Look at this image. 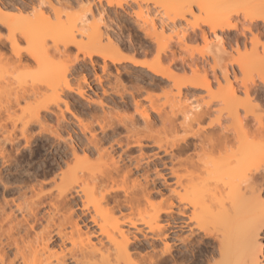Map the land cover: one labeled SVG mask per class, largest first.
Here are the masks:
<instances>
[{"label": "bare ground", "instance_id": "1", "mask_svg": "<svg viewBox=\"0 0 264 264\" xmlns=\"http://www.w3.org/2000/svg\"><path fill=\"white\" fill-rule=\"evenodd\" d=\"M22 3L23 0H0V18L6 20L13 29L20 22L9 13L23 11L20 7ZM87 11L90 12L91 9ZM153 11L154 9L145 7V13L148 14ZM191 12L190 7L189 14ZM228 12L227 8L220 7L217 17L227 15ZM104 13L106 12L101 11L99 14L105 15ZM126 15L132 19L131 14L127 13ZM181 16L184 15H180L177 21H181ZM108 17L107 21L109 20L110 23L111 20ZM217 17L204 18L197 22L208 24L210 26L209 33H211V25L213 24L223 28L217 22ZM134 18V24L142 35L146 39H152V33L139 23L140 18L137 16ZM110 24L107 25L106 22L105 31L101 33L97 24L90 26L86 18L82 17L78 25L74 23L69 27L67 33L54 36V44L58 49L55 56L63 54L59 51L61 48L66 53L67 49L75 47L81 57L74 58L73 67L79 65L80 69L90 71L91 75L84 76L82 81L74 86L70 85L67 72L61 73L54 60L46 59V53L42 49L41 65L39 66L42 67L46 75L50 74L52 78L50 80L45 79L42 84H36L32 89L33 97L38 95L36 90L42 86L47 87L51 93L42 106V110L43 108L48 109L44 112L48 121L45 127H49L51 121L56 120L57 132H59L60 127H63L65 131L71 128L72 131L69 132V135L73 141L80 143L82 138L89 140V143L97 150V155L101 160H104L105 157L114 158L119 162L126 163L130 170L132 168H135L136 171L143 169V175L146 178H148V169H151L152 187L155 189L153 194H161L167 185L172 183L173 179L171 175H165V173H172L174 169L179 168L176 161L180 160V157L176 156L173 160L170 153L178 151L181 140L184 141L185 147H188L187 141L194 139L198 133V125L197 128H193V124L196 122V118L207 110L208 104H219L220 115H223L226 111L230 112L236 104L241 103V99L233 96L231 92V82L237 80V71L233 70L232 65L230 68L224 65L222 75L227 85L225 93L207 96L202 95V93L183 95L182 90L190 89L205 92L207 89L208 78L204 71L205 68H199L197 65L193 68L195 63L190 61V59L193 60L192 54L186 58L173 51V58L170 61V67L178 63L179 69L175 71H182L183 74H185L187 67L193 74L190 80L185 75H183L182 80L177 79L173 74L169 75L170 68L160 69L162 68L160 67L161 61H156L155 65L140 62V66L137 67L136 64L131 63L133 58L121 56L122 45L125 43L119 44L122 41L121 37H123L122 28L117 24L118 34L113 40L111 36L107 35ZM85 29L88 31L85 32ZM130 36L128 35L127 44L124 46L134 49L135 46ZM77 37L84 38L86 42L78 43ZM189 38L194 39L195 32L189 33L188 29L184 31L175 48L180 51L187 49L186 44L181 43V41L186 42ZM105 40L107 41L106 44ZM115 42L116 44L113 46ZM204 44L207 54L205 56V53L203 55L202 52L199 54V58L206 60L205 57L208 59L211 57L213 63L208 66L209 69L219 67L216 62V57L221 55L218 46L214 45L211 40ZM80 45H82L83 50ZM112 47L114 50L109 52ZM237 54H239V50H237ZM258 55L256 54L254 62L251 60L250 64L254 68L256 67L260 74L261 66ZM95 58L100 59L101 65L94 62L93 59ZM238 63L236 68L239 71H244L246 66ZM246 64L248 61L244 65ZM116 65H131L133 68L143 69L155 77L172 82L174 90L177 91L173 98L181 99L184 97L188 104H180L179 110L173 106L175 113L172 112L171 108L168 112L172 113L169 114L167 110L165 112L164 108L163 111L160 109L161 107L159 108L149 101V97L146 96L148 99L144 98L142 93L120 92L117 90V84L120 83L119 70L121 69H115V76L109 74L113 77L112 81L108 80L110 76H107L110 67ZM96 66L99 67L102 75L99 76V73H96ZM8 67L16 70L13 67ZM123 71L126 72L125 69ZM106 77H109L107 79L109 82L105 80L106 83H104ZM84 81H89L87 87L84 86ZM91 87L94 90L91 91L90 95H86L85 90L91 89ZM24 97L25 94L22 92L20 98ZM61 104H63V108L60 107ZM85 104L88 105L89 123H82L72 112L73 108H80L84 111ZM92 109H98V113ZM66 112L76 119L75 124L67 119ZM93 120L95 124L91 122ZM137 120L140 123H137ZM157 120L160 121L161 128L154 129L153 125ZM173 120L181 121V133L191 132L193 135L186 136L176 133L175 126H170ZM113 121L120 122L124 127V132L117 133L112 127ZM257 121H259V117H257ZM94 126L100 127L99 134L92 132L91 129ZM169 133L173 135H169ZM6 136L8 133L0 129V156L14 147L10 143H5ZM100 136L108 142L105 147H102L103 141L96 142ZM173 136L180 138L175 140ZM129 141H131L130 147H128ZM169 143L172 144L170 149L167 147ZM191 147L195 150V143ZM258 149V143H249L242 132L236 137L235 146H229L225 157V167H227V162L235 159L242 160L249 153L258 152ZM129 152L132 155L128 156ZM162 152L164 153L163 156L161 155ZM113 153L117 155L113 157ZM124 156L128 157L126 161ZM90 160L91 157L86 154L85 158L78 164L79 171L76 168L69 172L60 169L59 176L55 172L49 175L51 168H59V163L43 167L39 161L31 164L25 161L21 168H11L8 171L0 169V189H2L0 190V254L6 255L4 249L7 247L9 250H13L14 254L19 253L21 260L27 261L28 264H69V262L71 264H139V261L142 260L156 259L157 245L160 243L158 237L161 231L156 225V220L161 215L169 216L172 213L167 209L161 213L160 208L153 207L151 210L143 212L139 208L135 211L131 208L127 211L121 209L117 215L110 207L103 204L98 206L96 199L90 195L92 186L84 179L89 172ZM45 177L48 181H58L57 187L64 186L69 190L79 183L80 191L71 198H65L62 206L60 200L54 201L49 198L50 189ZM197 179L201 178L197 177ZM157 182H159V186H157ZM226 186L227 191L225 190ZM236 190H238L237 186L231 177L226 172L220 173L215 169H209L198 189L200 193L198 203L201 213L206 215L214 211L216 215V220L211 225L212 232L210 235L212 239L210 243L204 245L206 251L201 254L202 258H210L215 264H245L249 258L247 227L249 209L242 199L233 198L231 193ZM65 197H67V193H65ZM166 222L170 226L176 224L175 219ZM150 227H156V232L146 231ZM177 256L181 259L185 256L179 245L173 253V258Z\"/></svg>", "mask_w": 264, "mask_h": 264}, {"label": "snow or ice", "instance_id": "2", "mask_svg": "<svg viewBox=\"0 0 264 264\" xmlns=\"http://www.w3.org/2000/svg\"><path fill=\"white\" fill-rule=\"evenodd\" d=\"M169 2L183 8L191 7V14L181 16V21L185 19L193 21L194 16L199 17L203 6L195 0ZM145 3L150 9L161 7L160 3L153 4L152 0H23L20 5L23 11L15 12V18L20 22L15 29L0 18V67L10 66L16 69L8 81L11 87L0 88V129L8 133L5 143L14 145L0 156V169L8 171L11 168H21L25 161L30 164L39 161L43 167L59 163V168L53 167L49 171V175L55 172L59 176L60 169L69 172L76 168L79 171V162L86 154L90 156L89 172L84 179L92 186L90 195L96 199L98 206L103 204L110 207L117 215L121 209L127 211L131 208L135 211L139 208L143 212L153 207L160 208L161 213L165 209L172 213L169 216L161 215L156 220V225L161 229L156 259L142 260L139 264H215L210 258H202L201 254L206 251L204 245L210 243L212 239L211 225L215 222L216 215L214 211L206 215L201 213L198 189L209 169H215L220 173L226 172L238 189L231 195L234 199H242L249 209L247 222L249 258L245 264H264V0H208L213 6L229 10L227 15L217 17V22L223 28L213 24L209 33L208 24L194 22L189 26V33L194 31L195 38L186 41L192 47L183 49V52L192 51V59L195 61L197 60L195 50L202 49L204 43L211 40L221 53L216 57L219 67L211 69L207 67L209 63H213L211 57L205 61L204 71L208 84L202 95H212L219 89L227 87L222 75L226 63H232L233 70H237L235 65L238 61L242 62V58L249 57L254 62L256 54H259L261 73L253 74L252 79L245 80L244 83L239 79L231 82L232 95L239 97L241 103L236 104L230 112L226 111L220 115V105L209 103L207 110L196 118L193 128H197L198 125V133L194 139L187 141L188 147H185L184 141L181 140L178 151L170 153L173 160L176 156L180 157V160L176 161L179 168L174 169L172 173H165L171 175L173 179L161 194H153L155 189L152 187L151 169H148L146 178L143 169L130 170L126 163L114 158L105 157L101 160L89 140L82 138L80 143L73 141L69 135L71 128L65 131L60 127L57 132L56 120H52L51 125L45 127L48 121L44 112L48 109L42 110V106L51 93L44 86L36 90L38 95L35 98L32 92L36 84H42L45 79L52 78L39 66L41 50L46 53L47 60H54L61 73L70 70L72 75L69 79H72L80 70L79 65L73 67L74 58L80 56V53L75 47L67 49L66 53L61 48L59 51L63 54L55 56L58 49L54 44V36L68 32L71 18L81 15L90 26L97 24L99 31L103 33L107 16L115 19L114 12L123 16L125 11L132 12L133 9L139 11ZM88 9L91 11H87ZM101 11H106L107 16L100 15ZM87 31L88 29H85V32ZM104 42L107 43L106 40ZM181 43L185 41L182 40ZM144 48L148 50L150 60L168 64L173 58L175 45L153 47L151 43H144ZM131 63L140 66L139 60H133ZM195 67L196 64H193V68ZM237 71L239 75V70ZM131 72L133 76L138 74L136 69H131ZM126 82L129 88L135 91L133 79L126 78ZM88 83L89 81H84V86L87 87ZM22 92L25 94L24 98H20ZM141 95L143 96V93ZM60 107L63 108V104ZM84 109L82 111L80 108H73L72 112L82 123H89L87 104L84 105ZM92 111L98 113V109ZM66 116L73 124L77 122L71 114L66 112ZM91 122L95 124L94 120ZM137 123H140L139 120ZM170 126H175L176 133L180 135H193L191 132L181 133L180 120H173ZM112 127L117 133L124 132V127L118 121H113ZM160 127L161 123L157 120L153 128ZM91 130L97 134L101 131L98 126L92 127ZM242 132L249 143H258V152L249 153L242 160L229 161L225 167L229 146H235L236 137ZM179 138L173 136L175 140ZM100 141H103L102 147L108 143L102 136L96 142ZM193 143L196 146L195 150L191 147ZM130 146L131 141L128 142V147ZM167 147L170 149L172 144L169 143ZM124 150L126 151V148ZM163 154L162 152L161 155ZM116 155L113 153V157ZM130 155L131 152L128 153V156ZM127 158L124 156L125 161ZM45 181L50 189L49 198L54 201L60 200L62 206L65 198H71L80 191L79 183L69 190L64 186L57 187L58 181H48L47 177ZM225 190L227 191V186ZM173 219L176 224L170 226L166 221ZM156 230V227L146 229L153 233ZM178 245L185 253L183 259L178 256L173 258ZM4 252L7 254H0V264H28L27 261L21 260L19 253L14 254V251L7 247Z\"/></svg>", "mask_w": 264, "mask_h": 264}, {"label": "rangeland", "instance_id": "3", "mask_svg": "<svg viewBox=\"0 0 264 264\" xmlns=\"http://www.w3.org/2000/svg\"><path fill=\"white\" fill-rule=\"evenodd\" d=\"M195 2L201 3V4H203V6L200 9V16L199 17L194 16L193 21H188L187 19H185L184 21H177V19L180 15L186 16V14H189L190 7L183 8V7L178 6L175 3H170L169 0H152L153 4L160 3L161 7L158 9L154 8V7L151 8V9H154V11L152 13H148V14L145 13V7H149L147 3H145L143 8H141L139 11H137L136 9H133L132 12L125 11L123 16H120L114 12L113 15H115V17H116L115 19H113L111 16L108 17L111 20V22H110L111 24L109 23V20H108L107 25L110 24V27H108V29H107V33H108L107 35L111 36V38L113 40L115 38V36L118 34V31H117V24H118V26H120L122 28V31H123L122 32L123 37H121L122 41L119 44H122L123 42H125L124 44H127L126 39H128V35L129 36L132 35L130 37H131L133 45L135 46L133 49L131 47L124 46V44H123L121 56L125 57V58H133L134 60H139L140 62H143L147 65H153L154 63L156 64V61L154 62L148 58V55H147L148 50L146 48H144V43H151L153 45V47H163V46L168 47V46H172L173 44L176 46L177 43L179 42V40L181 39V36L184 33V31L188 30L189 26L192 25L194 22H197L198 20L204 19V18H216L217 17V15H218L217 13L220 10V7L213 6V5L209 4L208 0H195ZM127 13H129V15L130 14L132 15V19L126 15ZM9 14L15 16V12L9 13ZM104 14L107 16V13H104ZM135 16L140 18L139 23H141V25H144L146 30H148L150 33H152V39H146L142 35V33L138 30L136 24H134L135 18L133 19V17H135ZM81 18H82L81 15L73 16L71 18V21H70V26L74 23H76L78 25ZM126 36H127V38H125ZM77 42L83 44L86 42V40H84V38H78L77 37ZM115 44H116V42L113 43V46ZM185 44H186L187 49H191L192 46L190 44H188L186 42H185ZM80 48L81 49L83 48L82 45H80ZM113 50H114V47H112L109 52H112ZM174 51L181 54V56H185L186 58H188L187 56H189L191 54L193 57L192 51L183 52V51H180L178 48H175ZM202 52H203V55L205 53V56H206L207 49L205 47V44L203 45L202 49L197 48L195 50L197 60L194 61V60H191L189 58L190 61L195 63L199 68H205V61L208 60L207 57L204 58L206 60L199 58V56H200L199 54H202ZM249 59H248V57H247V59L245 57V58H242L243 62L238 61L241 65L246 66L244 68V71H239V75H238V71H237L238 68H236L237 64L235 65V69H237V70H235V71H237V80L239 79L241 81V83H244L245 80L250 81L252 79L253 74L259 75L257 68L256 67L254 68V66L252 64H250L251 60H249ZM93 60L95 63H97V65H101L100 59L95 58ZM197 61H198V63H197ZM247 61H248V64L244 65L245 63H247ZM161 64L162 65L160 67H162V68H160V69L164 70L167 67L170 68V71L168 72L169 75L173 74L179 80L180 79L182 80L183 75H185V77L188 78V80L192 79V77H193L192 76L193 74L189 69H187V71H185V74H183L182 71H175V70L179 69L178 63L173 65V67H170V62L168 64H164V63H161ZM211 64L212 63H209L207 65V67ZM225 65H227V67H229V68L231 65L233 66V64L230 62L226 63ZM122 68L125 69L126 72L119 70L120 71V83L117 84L118 85L117 90H119L120 92H122V93H143L144 98L146 96L149 97V101L153 102L156 106H159V108L161 107L160 109H162L163 111L165 109V112H166V110H167V112H168V110L170 111L173 106H176V108H178L180 104L181 105H183L184 103L188 104L184 100V97L181 98L182 100L178 99V98L175 99V97L173 98L174 94L177 93V91L174 90L172 82H167V80H165V79L155 77L152 74H150V72L144 71L143 69H136V68H133L131 65H119V66L116 65V66H111L109 71H107L108 75L107 74L106 75L110 76L109 74H111V76L112 75L115 76L116 72L113 71V69L118 70V69H122ZM131 69H136V72L138 74L133 76ZM83 70L80 69L72 77V79H69V76L72 75L71 71L70 70L67 71V76H68V80L70 81V85L74 86V85L78 84L80 81H82V78L84 76L91 75L90 71H83ZM15 71L16 70L11 69L8 66L0 67V88H5V87L10 88L11 87V85H10V83H8V81L11 80ZM95 71L97 74L99 73L98 74L99 76L102 75V74H100L101 71L99 70L98 66L95 67ZM165 72H166V70H165ZM104 76H105V74H104ZM111 76H110V78L106 77V79H104V83H106V81H108V80L112 81L113 77H111ZM126 78L133 79L135 91H133L131 88H129L128 83L126 82ZM73 80L75 81V83H73ZM156 89H158V91H155ZM92 90H94L93 87H91V89H86L84 93H86V95H90V93H92L91 92ZM181 93H183V95H186V93H203V91L188 89V90H182ZM216 93H225V87L219 89ZM179 100H181L180 103H178ZM178 110H179V108H178ZM172 112L175 113L173 108H172ZM171 113H169V114H171Z\"/></svg>", "mask_w": 264, "mask_h": 264}]
</instances>
